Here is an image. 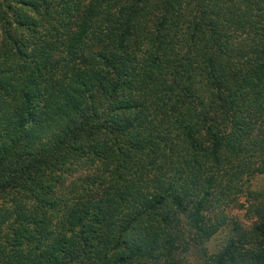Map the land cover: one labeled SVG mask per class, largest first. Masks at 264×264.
I'll return each mask as SVG.
<instances>
[{
    "label": "trees",
    "instance_id": "1",
    "mask_svg": "<svg viewBox=\"0 0 264 264\" xmlns=\"http://www.w3.org/2000/svg\"><path fill=\"white\" fill-rule=\"evenodd\" d=\"M260 175L264 0H0V264H186Z\"/></svg>",
    "mask_w": 264,
    "mask_h": 264
},
{
    "label": "rangeland",
    "instance_id": "2",
    "mask_svg": "<svg viewBox=\"0 0 264 264\" xmlns=\"http://www.w3.org/2000/svg\"><path fill=\"white\" fill-rule=\"evenodd\" d=\"M79 169L77 173L69 174L68 176L80 178L79 175L82 171L93 173L90 167L84 166V162L78 165ZM251 193L249 190L246 194L240 196L237 204L233 205L228 210L229 221L228 225L222 227L220 231L213 236V238L205 244L207 248V254L200 248H192L188 253V260L186 264H213L211 257L220 252L222 247L226 244L228 238L231 235L234 222H238L245 230H251L258 220V212L252 209L253 202L258 197L261 201H257V204L264 203V175H260L254 178L251 182Z\"/></svg>",
    "mask_w": 264,
    "mask_h": 264
}]
</instances>
